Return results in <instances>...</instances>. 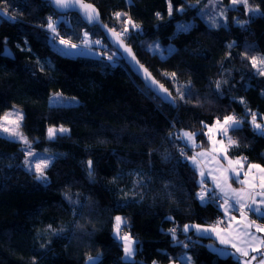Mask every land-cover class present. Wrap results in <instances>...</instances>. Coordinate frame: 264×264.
Returning <instances> with one entry per match:
<instances>
[{"label":"trees","instance_id":"obj_1","mask_svg":"<svg viewBox=\"0 0 264 264\" xmlns=\"http://www.w3.org/2000/svg\"><path fill=\"white\" fill-rule=\"evenodd\" d=\"M85 1L102 23L123 33L138 62L176 104L171 108L151 94L98 27L73 13L60 16L40 0H0V117L18 108L31 148L53 156L47 181L37 180L23 167L21 144L0 136V264H83L93 255L94 264H168L184 252L191 264H238L237 257L212 250V238L184 230L212 224L221 214L211 193L199 200L201 183L187 159L192 150L179 155L177 131L195 133V143L207 147L205 125L237 116L243 123L229 132L238 141L229 156L264 166V136L251 124V113L264 121V76L250 62L264 58V0H248L256 12L240 4L225 8V23L215 26L203 19L211 0ZM129 17L140 27L124 33ZM49 18L60 36L73 43L87 33L114 59L61 53L49 37ZM152 42L171 46L168 55L150 51ZM4 48L12 57L3 56ZM173 72L175 78L165 75ZM185 87L192 94L180 100L177 90ZM53 92L78 102L51 106ZM58 125L67 127L66 134L47 139L46 128ZM116 215L135 242L131 261L122 259L113 235ZM171 227L177 228L175 238ZM186 237L189 249L183 247Z\"/></svg>","mask_w":264,"mask_h":264},{"label":"snow or ice","instance_id":"obj_2","mask_svg":"<svg viewBox=\"0 0 264 264\" xmlns=\"http://www.w3.org/2000/svg\"><path fill=\"white\" fill-rule=\"evenodd\" d=\"M52 3L58 9H66L74 4H79L82 9L85 10V16L88 22H93L98 19V13L92 5H86L81 2V0H52ZM232 5L242 4L247 12H256L258 9L249 7L248 0H231ZM182 10V8L180 9ZM169 14L172 12V5L169 4ZM121 13H116L117 18H119ZM221 16H224V12L221 11ZM159 17V13H157ZM237 23H240L237 21ZM125 28L123 30L124 33L128 32V26H131L133 29H138L140 27L139 24L133 22V20L129 17L125 21ZM213 26H215V21L213 22ZM48 29L56 33V25L55 22L49 18L47 23ZM112 35L116 37V39L120 42V46L124 48V50L128 53L129 56L132 57V60H135V55L132 53L131 48L124 45L121 40V36L123 33L113 32ZM60 44L64 45L65 49H76L78 46L73 44L70 40H66L61 38L59 41ZM87 33H85L84 44L88 45ZM95 43H99L96 41ZM231 47V45H229ZM111 59V57H109ZM250 62L253 68H256L260 75L264 76V58H258L255 56L250 57ZM138 63V62H137ZM139 70H143L145 80L151 81V84L157 86L159 92L167 94L164 99H168L171 95L168 93V89H166L163 85L158 84V82L152 78L151 74L148 72L146 68L140 66ZM165 75H169L171 78H175L176 73H165ZM217 89L220 87V82L216 83ZM178 98L180 100H185L186 96H191V89L185 87L184 89L177 90ZM57 96L60 94L57 93ZM172 103H175V98L172 99ZM243 103V101H242ZM252 119L251 124L254 130H256L260 135H264V124L257 122L256 113H251ZM24 116L22 112H6L2 117H0V133H7L9 137L18 138L25 145L29 143L27 138L20 131L21 122L23 121ZM243 123L242 120L237 119L234 115H227L223 118V120H217L211 127L205 125L208 128V131L205 133L207 135L211 148L207 151H201L193 155L192 157H188L192 161L193 166L199 170V174L201 177V191L197 193L201 202L206 201V194L209 192L207 188L204 186V177L206 175L203 168H201V158L209 159V162H214L215 167L210 169L207 173L211 176L216 189H219L220 192L224 196V204L221 205L225 209V215H228V208L231 207L229 204V196L232 200L235 201V204L239 206L238 210L240 212V220L236 221V218L229 217L230 223L228 226L221 227V221H218L216 225L210 227H202L200 225H185L184 230L187 232L189 227L194 228L198 233H213L216 235V238L219 240L221 245L230 246L235 250L233 255L238 254V264H252L253 261H256L257 256H250V252H256L261 257H264V238L257 236L255 233L250 231L253 227L255 228L256 233H264V225L256 224L255 221H249L248 215L249 211H253L255 213L264 214V166L259 164H247V171L245 169L246 158L241 157L239 159H230L228 156V149L232 146H236L238 141L233 139L232 136L229 135L230 131L239 129L240 125ZM68 131L67 128H52L48 129V137L49 139L53 138L57 132L66 133ZM195 136L196 134L193 132L184 131L178 137L181 140H184L186 143H190L193 148L195 145ZM219 137V139L217 138ZM226 138V140H225ZM181 154L183 155V150H181ZM35 153L30 150L26 154L25 164L29 165L28 157H34ZM223 159L226 161V165L222 164L220 161ZM50 160L48 159H40L34 164V170L36 174V179L41 181H47V177L45 174V170L49 167ZM89 168V176H92V167L93 163L91 160L87 162ZM31 167V166H30ZM241 172L244 174V179L239 180V183L243 185L241 189H233L231 184L229 183L230 179L234 176L237 179L239 178ZM259 181V183H257ZM259 189V191H257ZM257 197H260L259 201ZM255 206V207H253ZM116 223L114 226V232L116 238L123 242V251L124 258L128 259L134 255V241L133 238L127 234L123 233L121 230V225L126 224L127 222L123 220L122 217L117 216L115 218ZM231 221H235L237 227H234ZM242 225V227H240ZM175 238V230H170ZM222 254H226L223 253ZM244 258V259H240ZM95 258L89 256L88 261L94 262ZM188 264H191V257L187 258ZM155 264V262H154ZM258 264H264V258L258 260Z\"/></svg>","mask_w":264,"mask_h":264},{"label":"rangeland","instance_id":"obj_3","mask_svg":"<svg viewBox=\"0 0 264 264\" xmlns=\"http://www.w3.org/2000/svg\"><path fill=\"white\" fill-rule=\"evenodd\" d=\"M212 2H208V4H206L205 5V7L207 8V9H211V11L209 12L208 10H205L204 12H206L207 13V16L206 17H204L203 19H204V21L208 24V25H211V26H213V22L215 21V25H218V24H221V23H225V20L227 19L226 18V15H225V8H234V6L235 5H232L231 4V0H227V2H224L223 3V8H221L220 10H218L217 8H215V6H217V4L219 3V1L220 0H211ZM240 5H242V4H240ZM208 6H209V8H208ZM221 11H223L224 12V16H221L220 15V13H221ZM237 19H235V23H237ZM190 24H191V22H189L188 24H182L181 23V25H182V27L183 28H186L188 25L190 26ZM224 25V24H223ZM176 29H179V30H181L180 28H178V25H177V28ZM50 33L51 34H53V35H55L56 37H58V38H55L58 42L60 41V39L61 38H63V39H65L64 37H62V36H60L59 35V32H58V30H56V33H53V32H51L50 31ZM84 39H85V34H84V37H83ZM83 38H80L78 41H76V42H73V44H76L78 47L76 48V49H65L64 48V45H62V44H58V43H56V42H54L55 43V45L58 47V49L60 50V52L61 53H64V54H66V55H71V56H74V55H76V54H80V55H91V56H94L95 54H101L100 53V50H102L101 48H102V46H104V45H102L101 44V42H99V43H95L96 41H98V40H90V38L88 37V35H87V39H88V45L87 46H85V44H84V39ZM67 40V39H66ZM162 46V45H161ZM160 45H158L157 43H154V42H152L151 44H150V46H149V50L150 51H152V52H154V53H156V54H158L160 57L162 56H166V55H168V53H169V51H170V49L169 48H171V46H169V48H162ZM104 52V56H105V58H108L109 59V57H111L112 59L111 60H113L114 58H113V56H111L109 53H108V51H103ZM256 71H258L256 68H254ZM57 93H59V92H53V93H51L50 94V96L48 97V99H47V102H48V104L49 105H51V106H54V105H75L78 101H77V99L76 98H73V97H68V96H62L60 93V95L59 96H57L56 94ZM16 111H19V112H21L18 108H15V107H13V108H11L10 110H8V111H6V112H16ZM60 127H63V126H60V125H58V126H55V127H52V128H60ZM50 127H47L46 128V130H45V135H46V138L47 139H49V137H48V129H49ZM64 128H67V127H64ZM182 132H180V134H181ZM57 134H66V133H60V132H57L56 134H55V136L57 135ZM0 136H3V137H6V138H8V139H10V140H15V141H17V142H19L20 144H21V147H23V149H24V161H23V167H25V168H27L28 170H30L31 172H33L34 173V175H35V178H36V174H35V170H34V164L37 162V161H39L40 159H48V160H50V163H51V161H52V159H53V156H51L50 154H48V153H41V152H38L37 150H33L32 148H31V146H30V142L27 144V145H25L22 141H20L18 138H15V137H9L8 136V134L7 133H0ZM54 136V137H55ZM53 137V138H54ZM53 138H51V139H53ZM184 141V140H183ZM185 142V141H184ZM186 143V142H185ZM187 144V143H186ZM31 151V152H33V153H35V156L34 157H28V160H29V165H26L25 164V158H26V154H27V152L28 151ZM192 150V149H191ZM194 152H193V150L192 151H190V156L189 157H191V155L193 154ZM31 166V167H30ZM218 193L216 194V196L215 197H217L218 198ZM217 201V200H216ZM232 213H234V215L238 218V219H240V214H236V212H235V210H234V212H232ZM117 216H120V215H116V216H114V219L117 217ZM248 218L249 219H251V221H253L252 220V217L250 216V214L248 215ZM255 222H256V220H255ZM115 223H116V220L114 221V226H115ZM213 223H215V221L213 222ZM216 224V223H215ZM191 225H198V224H190L189 226H191ZM213 225V224H212ZM212 225H206V224H201L200 226H202V227H210V226H212ZM113 230H114V227H113ZM193 233L195 234V235H200L201 233H198L194 228H193ZM113 235L115 236V238H116V235H115V232L113 233ZM117 239V238H116ZM118 240V239H117ZM118 241H120V240H118ZM134 241V240H133ZM120 243H121V249H122V251H123V242L122 241H120ZM135 246V242H134V244H133V247ZM91 257H93V258H95V260L97 259V256H95V255H93V256H91ZM184 258H185V255H184ZM122 259L124 260V261H126V260H128V261H131L132 259H133V256L131 257V258H128V259H125L124 258V251H123V255H122ZM94 260V261H95ZM184 263V262H183ZM182 262H180V261H178V260H174V261H170V263H168V264H183ZM83 264H94L92 261H88V257L83 261ZM184 264H188V263H184Z\"/></svg>","mask_w":264,"mask_h":264},{"label":"crops","instance_id":"obj_4","mask_svg":"<svg viewBox=\"0 0 264 264\" xmlns=\"http://www.w3.org/2000/svg\"><path fill=\"white\" fill-rule=\"evenodd\" d=\"M223 120V119H222ZM221 120V121H222ZM213 125V124H212ZM211 125V126H212ZM211 126H208V127H211ZM208 131V128L204 131V136H205V139H206V143H207V147H199V144L197 143H195V145H196V147L195 148H193V146L190 144V143H188V147H191V149L193 150V154L191 155V157L193 156V155H195L196 153H198V152H201V151H207V150H209L210 148H211V145H210V143H209V140H208V137H207V135H205V133ZM218 139H219V137H217ZM225 140H226V138H225ZM190 156V155H189ZM228 156H229V154H228ZM229 158L230 159H239L240 157H235V156H229ZM201 160H202V162H201V168H203L204 169V171H205V173H206V175H205V177H204V186H205V188H207L208 190H209V192L206 194V199L208 198V194H210L211 193V195L213 196V197H215L216 196V194L218 193L219 195H218V198L217 197H215L216 199H217V204H218V208H219V211H220V214H221V216H223L224 217V219H225V222H226V225L228 226V224L230 223V220H229V217H235L236 218V221H239L240 219H238L235 215H234V213H232V212H234V207L235 206H238V205H236L235 204V201L234 200H232L231 199V197L229 196V204L231 205V207H229L228 208V215L226 216L225 215V209H224V207H222L221 205H223L224 204V196H223V194L220 192V190L219 189H216V187H215V184H214V182H213V180H212V178H211V176L210 175H208L207 173L209 172V170L210 169H212V168H214L215 167V164H214V162H209V159H205V158H201ZM189 161L191 162V164H192V161L189 159ZM222 164H225L226 165V161H224L223 159H221V161H220ZM247 164H252V163H247V162H245V169H244V171H247ZM253 164H256V163H253ZM192 166H193V164H192ZM194 167V166H193ZM194 169H195V172H197V174H198V182L200 183V181H201V177H200V174H199V170L198 169H196L195 167H194ZM245 177H244V174H243V172H241V174H240V176H239V178L237 179L236 177H232L231 179H230V181H229V183L231 184V187L233 188V189H237V190H239V189H241L242 187H244L243 185H241L240 183H239V180H242V179H244ZM257 183H259V181H257ZM201 191V186H200V189H199V191L197 192V193H199ZM257 191H259V189H257ZM199 198V197H198ZM259 199H260V197H257V200L259 201ZM200 200V199H199ZM239 207V206H238ZM253 207H255V206H253ZM249 214H250V216L252 217V220L253 221H255L256 220V224H261V225H264V214H261V213H255V212H253V211H249ZM249 219V218H248ZM249 221H251V219H249ZM231 223L233 224V226L234 227H237V225H236V222L235 221H231ZM213 224V225H212ZM212 224H209V225H212V226H214V225H216L215 223H212ZM240 227H242V225H240ZM192 230L193 231V228L192 227H189V230ZM250 231H252L253 233H255L257 236H259V237H261V238H264V233H256L255 232V228L253 227ZM195 235V234H194ZM196 237H201V236H205V237H210V238H212L213 240H214V242H215V244L213 245V246H210L211 247V249L212 250H215L216 251V253H218V255H220V256H222V257H224L225 255H231L232 257H238V254H236V255H233V253L235 252V250L234 249H232L230 246H226V245H221L220 244V242H219V240L216 238V235L215 234H213V233H201L200 235H195ZM222 252L223 253H226V254H222ZM184 255H185V258H184ZM250 256H257V260L256 261H253L252 262V264H258V260L259 259H261V258H264V257H261L258 253H256V252H250ZM189 257V255L187 254V253H182V254H180V256L177 258V260L178 261H180V262H184V263H188V260H187V258ZM241 260L242 259H244V258H240ZM183 263V264H184Z\"/></svg>","mask_w":264,"mask_h":264},{"label":"water","instance_id":"obj_5","mask_svg":"<svg viewBox=\"0 0 264 264\" xmlns=\"http://www.w3.org/2000/svg\"><path fill=\"white\" fill-rule=\"evenodd\" d=\"M40 1L49 4L51 9L54 11V13H56V14H58L60 16L61 15H69V14L73 13V14H76L78 16V18L80 19V21L82 23L86 24L88 27H90V28L94 27V26L98 27L100 33L103 34V37H104L105 42L107 43V45H109L116 52V54H118L120 56V58L123 60L124 65L128 67V69L131 71V73L134 76H136L139 81H141L143 86L146 87L150 91L151 94H153L155 97H157L161 101L162 104L164 103V104L170 106L171 108H174V106L176 104V101H175V103L171 102L174 97H172L170 95L168 97V99H164V97L167 94L159 92L157 86L152 85L150 80L149 81L145 80V76H144L143 70H139L138 71V69H140V66L142 64L140 62H138L136 56H135L136 59L132 60V57L129 56L128 53L124 50V48L120 46V42L116 39V37H114L112 35V33L115 32V31L112 30L110 27H108L106 24L101 22L100 13H98V10H97V8L94 5H92L89 2H86L85 0H81V2L83 4L92 5V7L95 8L96 12L98 13V19L90 23V22H88V20H87V18L85 16V10L82 9L79 4H74V5L70 6L69 8H66V9H58L52 3V0H40ZM121 40L123 41L122 38H121ZM123 43L127 47L131 48L129 45L125 44L124 41H123ZM132 53H133V51H132ZM2 54H3V56H6V57H12L11 51L9 49H7V48H4V51H3ZM142 66H143V68H146L144 65H142ZM152 78L155 79L154 76H152ZM168 93H169V91H168Z\"/></svg>","mask_w":264,"mask_h":264},{"label":"built area","instance_id":"obj_6","mask_svg":"<svg viewBox=\"0 0 264 264\" xmlns=\"http://www.w3.org/2000/svg\"><path fill=\"white\" fill-rule=\"evenodd\" d=\"M49 33V37L53 40V41H55L56 43H58V41L55 39V38H58V37H56L55 35H53V34H51L50 33V31L48 32ZM100 53L101 54H99V55H101V56H104V52H103V50H100ZM105 57V56H104ZM235 117H237V116H235ZM237 119H239V117H237ZM259 123V122H258ZM261 124H264V121H262V122H260ZM201 131H203L202 129H201ZM180 136V131H177V137H179ZM264 136V135H263ZM179 139V138H178ZM180 141H181V144L182 145H180V146H177V148H176V150L179 152V155L180 156H184V154L182 155L181 154V150H183V153H185L186 151V148L188 147V143L186 144L183 140H181V139H179ZM215 198V197H214ZM216 199V198H215ZM217 200V199H216ZM238 206H235L233 209L235 210V212H236V214H240V212H239V210H238ZM218 221H221L222 223H221V227H227V225H226V222H225V219H224V217L223 216H221V215H218V216H216V218H215V223H217ZM172 229H174L175 230V232H177V228L176 227H171L170 228V230H172ZM122 234H123V232H122ZM190 246H191V241H190V238H188V237H186V241L184 242V244H183V247L185 248V249H189L190 248Z\"/></svg>","mask_w":264,"mask_h":264},{"label":"bare ground","instance_id":"obj_7","mask_svg":"<svg viewBox=\"0 0 264 264\" xmlns=\"http://www.w3.org/2000/svg\"><path fill=\"white\" fill-rule=\"evenodd\" d=\"M55 42V41H54ZM58 44H60L59 42H58ZM216 218V217H215ZM215 221V220H214Z\"/></svg>","mask_w":264,"mask_h":264}]
</instances>
